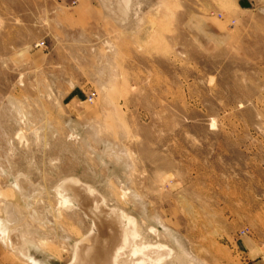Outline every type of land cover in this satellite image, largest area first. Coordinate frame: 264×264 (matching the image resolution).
<instances>
[{"label": "rangeland", "instance_id": "374dc122", "mask_svg": "<svg viewBox=\"0 0 264 264\" xmlns=\"http://www.w3.org/2000/svg\"><path fill=\"white\" fill-rule=\"evenodd\" d=\"M263 3L134 0L120 25L101 0H0V196L29 264H73L97 233L60 210L71 177L164 264H264ZM18 177L44 191L20 197ZM9 246L0 264H26Z\"/></svg>", "mask_w": 264, "mask_h": 264}, {"label": "bare ground", "instance_id": "6f19581e", "mask_svg": "<svg viewBox=\"0 0 264 264\" xmlns=\"http://www.w3.org/2000/svg\"><path fill=\"white\" fill-rule=\"evenodd\" d=\"M101 3L105 8L106 13L110 17L114 18L118 24L125 25L129 21V15L131 13L134 0H101ZM20 106L21 105H19V107ZM22 115L23 117L21 119H23V122L26 123V118L24 117V114ZM13 142H11V144ZM16 179V194L24 199H32L44 191V189L34 186L29 178L18 177ZM55 193L56 197L59 199L61 211H73V209H79L93 222L94 228L97 230L95 235H88L82 240L80 239V241H76V255L73 264H120L121 259L127 251L131 254L130 258L133 257L138 260V263L135 264L165 263L166 257H164V254L168 250L161 245L152 246L141 244V236L137 230V223H135V221L128 217L124 212L116 209L114 211H108V209H106V201L95 196V191L91 186L84 185L80 180L71 177L58 185ZM0 197L3 203L1 208L2 216L0 219L4 218L12 227V230L10 229L11 232H6L5 227L7 223L5 224L4 222H1V219L0 235L4 241L9 243L14 253L18 257H23L26 264H29L30 260L29 262L27 260L28 251L26 247V243L28 241L26 240V235L28 237V230L26 231V226L21 224L24 223L22 222L23 218H20L21 215L19 216L16 207L17 205L14 204V202L7 200L5 198L6 196L3 197L1 195ZM18 207L20 206L18 205ZM48 217L50 222H57V218L55 219V217L51 214L48 215ZM27 228L29 229V227ZM67 238L69 237L67 236ZM45 245V241L44 243H41V247H44ZM47 245L49 244L47 243ZM131 261L134 262L133 259H131Z\"/></svg>", "mask_w": 264, "mask_h": 264}, {"label": "crops", "instance_id": "0c3cea01", "mask_svg": "<svg viewBox=\"0 0 264 264\" xmlns=\"http://www.w3.org/2000/svg\"><path fill=\"white\" fill-rule=\"evenodd\" d=\"M257 1H258V3H260L261 1H263V2H264V0H257ZM245 5H246V4H245ZM263 5H264V3H263ZM239 6H243L241 2H240V4H239ZM192 22H194V20H193ZM195 22H197V23H198V20H197V21H195ZM193 30H194V28H193Z\"/></svg>", "mask_w": 264, "mask_h": 264}, {"label": "built area", "instance_id": "2783aa9c", "mask_svg": "<svg viewBox=\"0 0 264 264\" xmlns=\"http://www.w3.org/2000/svg\"><path fill=\"white\" fill-rule=\"evenodd\" d=\"M42 45H44V44L42 43ZM89 101H91V102H92V101H93V97H90Z\"/></svg>", "mask_w": 264, "mask_h": 264}]
</instances>
